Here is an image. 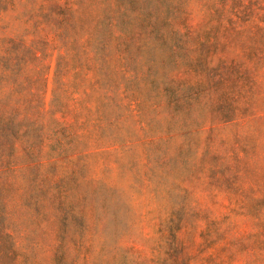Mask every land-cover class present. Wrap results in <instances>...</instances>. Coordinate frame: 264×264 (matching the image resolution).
Listing matches in <instances>:
<instances>
[{"label":"rangeland","instance_id":"rangeland-1","mask_svg":"<svg viewBox=\"0 0 264 264\" xmlns=\"http://www.w3.org/2000/svg\"><path fill=\"white\" fill-rule=\"evenodd\" d=\"M0 264H264V0H0Z\"/></svg>","mask_w":264,"mask_h":264}]
</instances>
